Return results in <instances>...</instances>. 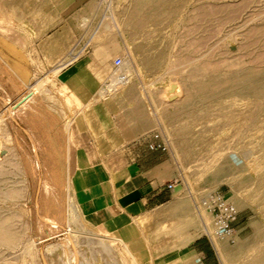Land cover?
Instances as JSON below:
<instances>
[{
  "label": "rangeland",
  "instance_id": "1",
  "mask_svg": "<svg viewBox=\"0 0 264 264\" xmlns=\"http://www.w3.org/2000/svg\"><path fill=\"white\" fill-rule=\"evenodd\" d=\"M9 1L0 0V29L21 25L5 20L6 7L21 15V1ZM86 13L70 22L71 44L74 34L86 41L74 55L97 47L104 59L118 49L129 77L120 92H137L152 129L168 138L200 223L211 193L228 191L238 206L239 240L223 264H264V0H97ZM21 70L0 61V264H113V242L72 227L80 218L58 178L72 98L55 69H40L28 86ZM66 225L71 234L58 237Z\"/></svg>",
  "mask_w": 264,
  "mask_h": 264
},
{
  "label": "crops",
  "instance_id": "2",
  "mask_svg": "<svg viewBox=\"0 0 264 264\" xmlns=\"http://www.w3.org/2000/svg\"><path fill=\"white\" fill-rule=\"evenodd\" d=\"M20 1V16L6 7L5 20L20 18L21 25L0 29V51L6 57L0 61L25 69L16 76L24 85H31L40 69H55L56 85L72 98L73 113L69 110L61 121L65 138L57 144L58 178L80 218L72 227L94 233V243L113 242V264H223L221 253L226 258L232 245H214L206 238L181 194L171 153L150 148L159 131L152 129L139 94L103 92V81L116 73L118 49L104 59L97 47L74 55L86 41L82 33L79 39L74 34L71 44L70 22L85 20L86 8L97 0ZM21 95L18 105L30 90Z\"/></svg>",
  "mask_w": 264,
  "mask_h": 264
},
{
  "label": "built area",
  "instance_id": "3",
  "mask_svg": "<svg viewBox=\"0 0 264 264\" xmlns=\"http://www.w3.org/2000/svg\"><path fill=\"white\" fill-rule=\"evenodd\" d=\"M114 1L116 0H100L101 3L108 5L113 4ZM124 63L125 61L122 57H117L114 60L113 66L116 73L103 83V92L105 94L118 93L128 84V75L121 71ZM153 139L154 142L150 145L152 150L170 152V142L163 132L156 133ZM177 182L180 183V179ZM168 187L169 189H173L174 185L170 184ZM197 209H199L197 211L203 227V233L212 244L217 245L224 242L229 245H236L238 243L239 232L235 227V223L240 211L231 197L220 191L211 193L203 199L200 208ZM204 212L209 216V223L206 222L203 215ZM57 228L59 230L58 237H66V234L71 230L68 226Z\"/></svg>",
  "mask_w": 264,
  "mask_h": 264
},
{
  "label": "bare ground",
  "instance_id": "4",
  "mask_svg": "<svg viewBox=\"0 0 264 264\" xmlns=\"http://www.w3.org/2000/svg\"><path fill=\"white\" fill-rule=\"evenodd\" d=\"M204 216H205V215H204ZM205 219H206V222L209 223V221H210V220H209V217H205ZM201 226H202V225H201ZM202 228H203V227H202ZM71 232H72V231L70 230V232H68L66 235H70ZM217 248H218V247H217Z\"/></svg>",
  "mask_w": 264,
  "mask_h": 264
}]
</instances>
